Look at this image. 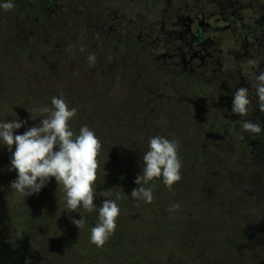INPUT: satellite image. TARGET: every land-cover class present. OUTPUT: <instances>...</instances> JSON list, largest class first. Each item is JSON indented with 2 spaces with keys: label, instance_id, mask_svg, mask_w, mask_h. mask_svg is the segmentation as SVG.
<instances>
[{
  "label": "rangeland",
  "instance_id": "rangeland-1",
  "mask_svg": "<svg viewBox=\"0 0 264 264\" xmlns=\"http://www.w3.org/2000/svg\"><path fill=\"white\" fill-rule=\"evenodd\" d=\"M34 1L16 0L15 8L17 9L16 15L17 12H25L28 18L34 21V26H36V23L43 24L47 16L50 18V23L53 24L62 21L64 16H70V13H65L66 9H63V6L66 5L81 6V13L76 11V16L80 19L84 13L90 10L87 5L93 0H42L38 4H34ZM94 1L98 2L95 8H99L97 7L100 3L99 1L105 3L103 6H107L110 0ZM54 5L58 6L56 10L49 8ZM41 6H49L47 8L48 13L42 12L40 10ZM111 8L122 11L120 2H112ZM99 9H101V6ZM101 11L104 12L103 9ZM5 16L7 17L6 12L0 10V25L4 23L3 17ZM67 23L70 27L73 24L70 19H67ZM20 28H10L8 31H4L0 26V65L5 72L4 74L0 73V95L2 96L0 99L2 102L0 105V120L15 119L17 117L28 119L29 113H32L33 108L43 106L44 95L42 91H39L42 87L46 88L47 91L48 88H51L52 93L48 95L50 98L51 96L60 94V87H65L68 90L67 95H64L66 100L75 98L78 95V92L73 93L76 86L84 88L91 84L83 83L80 79L84 78L85 74L86 78L90 79L87 73L96 70L88 65L87 56L89 53H81L82 45L75 41L77 45H80L81 56L88 65L86 68H82L76 64L80 61L78 55L73 59H68L67 67H60L54 58H50V60L56 63V66L50 68L51 70L49 69V73L44 79L41 78V73H38L36 71L38 68L35 67L29 71L33 80L37 79L33 83L34 86L27 87V85L21 83L14 87L10 83H13L18 66L16 68L14 64H11L9 67L7 64L3 65L1 63L2 60L6 59L3 40L8 35L15 37L17 33L19 34ZM42 28L49 31V37L46 34L44 38L46 44H48V39H57L59 45L62 46L64 40L67 39L69 41L73 38V28H70L69 31L61 30L60 32H55L54 36V32L50 26L46 25ZM77 38L82 43L83 36L80 29H78ZM42 48L46 51V53L43 52L44 56H51L53 51H55V47L52 44L42 46ZM36 51L37 49L34 50V52ZM40 54L38 53V56ZM17 61L19 64L24 62L19 57ZM102 69L98 68L99 71ZM96 77L98 78V76ZM86 78L85 80L87 81ZM138 83L139 86H133V83L129 82L126 89L122 86L119 88L110 87L107 83L102 82L103 87L99 90L100 96H98V100L100 101L102 96L104 98L99 103L97 109L91 110L94 105L90 102L88 104L86 119L83 123L93 128L103 143L101 155L98 157L100 165L105 167V162L112 160L114 153L117 154V151L124 148L120 144L125 145L127 142L122 134L118 138L114 134L110 135L111 131L108 128L112 124V118L109 115L111 114L112 105H115L114 98L116 95L128 96L133 91H137L142 102L148 104V107L151 109H153V106H156L154 97L158 96L156 98L162 99L161 103H158L156 106L159 108L158 113L151 118L152 123L157 126V130H154L153 133L155 135L167 136L169 139H178L180 146L185 148L187 158L189 160L194 158L198 162L185 166L181 181L176 183L171 189L167 188L159 180L153 182L151 186L154 190L155 199L151 204H145L142 201L138 202L130 196L131 191L138 187L134 183V179L143 167V160H140L134 170L130 171L126 183L113 178L110 181L111 185L108 189L113 195L108 198H115L116 193H119L122 197L120 199L121 214L118 218L117 228L126 229V232L136 236L134 250L142 255V257L152 258L155 252L156 256L162 258L164 261L172 258L176 262L178 259L175 258L174 254L178 255L181 251V248L177 247L176 244L188 247L193 243V262L191 264H264V243L262 240L260 239L255 242L254 246H250L248 243V233L244 230H241L242 232L239 233L236 232L240 224V229L247 228L252 221H257L256 224L264 225V210H256L264 206L263 202H256V200H260L264 196V158L256 160L255 158L242 157L237 154L234 159L229 160L220 157L219 154H217L218 156L215 154L220 149L219 144L228 145V139L237 134L239 130H234V126L243 130L241 118L234 121L224 120V126L220 131H217L216 128L219 127V124L215 119H212L210 114L198 112L192 106L179 104V101V103H175V99L174 101L169 100L168 98H175L171 87H166L163 90L161 83L157 84L151 80L147 83L144 81ZM177 87L178 85L175 88ZM70 92L73 94L68 96ZM183 94L188 97L190 96V93L186 89L177 93V98H180ZM15 97L20 100L16 108L12 110L7 104L13 103ZM32 114L34 115V113ZM115 116L119 118L117 114ZM38 122L39 119L36 121L29 120L28 126H32ZM21 129L23 131L26 130L24 128ZM147 141L148 137L144 138L141 143L142 146H147ZM197 149H199L198 153L192 156L191 151ZM9 158L10 153L7 152V149L0 148V197L5 204V211H2V204L0 202V228H5L3 220L5 212L8 215L6 218L10 226H17L23 211L27 212L28 210V220L33 219L36 225L37 220L35 215L40 214L39 218L42 220L43 213L46 211V218L50 221L44 224L42 231L38 232L36 241L42 243L40 240H46L52 247L59 249L58 245L52 242L54 240L52 239L54 237L53 234L47 233V231L50 227H53L58 232H62L64 231V227H70L71 222L65 215L63 206L56 205L58 199L59 201L63 199V192L53 178L39 195H33L24 199L14 194L9 188V184L15 179L16 173L8 171L10 166ZM214 167L218 168L219 172H215L214 177H212L209 175V172L214 170ZM197 174H202V176L198 177ZM196 176L198 180L196 188L186 190L184 182L195 180ZM209 180L217 182H224L226 180V183L220 188L217 185L215 189L210 186H206L205 188L204 182ZM97 197L94 203L99 206L105 197L103 194H97ZM219 197L224 202L228 201L231 204H234L236 201L238 202L227 208L221 205L222 201L218 199ZM174 203L180 205L179 209L169 212L168 209ZM246 211H249L248 214H241V212L246 213ZM172 217L177 219L179 223L177 224L175 221H172ZM170 222L172 231L167 226ZM60 225H64V227L60 228ZM18 227L19 232L10 235L9 240L12 241L13 245H18L15 255L16 259L14 260H17L21 264L20 258H22L23 253L20 251L19 246L22 244V238L29 234L28 232L33 228V225L23 219ZM193 227H195L197 232H193ZM257 228H260L259 225H257ZM162 234L165 236H162ZM161 236L162 241H168L167 245L162 246L160 244ZM5 239L7 241L8 237ZM1 248L3 249V245H1ZM70 250L67 248L57 251V254L54 256L55 259L57 258V264H74L73 260H77V258L74 254L70 253ZM31 251L34 252L33 249H26V252ZM2 252L0 251V257L7 258L6 254ZM45 253H48V251ZM225 255L233 257L227 259ZM54 258H43L39 252H36L32 260L34 264H49L51 263L49 260L53 261ZM101 259H106L107 263L110 261V257L107 254H104ZM11 262L7 260L4 264H15ZM100 262L106 264L102 260ZM25 263L28 262L23 260V264Z\"/></svg>",
  "mask_w": 264,
  "mask_h": 264
},
{
  "label": "trees",
  "instance_id": "trees-1",
  "mask_svg": "<svg viewBox=\"0 0 264 264\" xmlns=\"http://www.w3.org/2000/svg\"><path fill=\"white\" fill-rule=\"evenodd\" d=\"M42 2V0H35L34 4H38ZM100 3L97 5V7L104 10V12L101 11L99 8H95L97 1L90 2L87 7L90 9L86 13H84L83 17L79 19L75 18L73 20V24L76 25L81 30L82 43L77 38V34H72V39L69 41L64 40L62 42V46L59 45L57 39L52 40L48 39V44L44 42L45 35L47 34L49 37V31L47 29H43L42 27L48 25L53 30V36L56 34L55 32H60L61 30L69 31L72 26H68L67 19L73 18L76 16V11L81 13V6L74 7L72 5H66L63 6V9L66 12L70 13V16H64L62 21L56 22L55 24L50 23V18L47 16L43 24L36 23L34 26V21L28 18V15L25 12H17V9L10 12H6L7 17H3L4 23H2L0 26L3 28L4 31H8L10 28L16 29L21 27L19 29V34L15 37L13 36H6V39L3 40L4 45V51L6 59L2 60L1 63L3 65L7 64V66L10 67L11 64H14L18 71L16 72V75L14 76V80L12 84L14 87L17 84L24 83L27 85V87L34 86L33 83L37 80H33L32 76L30 75L29 71L33 70L35 67L38 69V73H41V78L44 79L45 76L49 73L50 68H54L56 66V63L53 60H50V58H54L57 62V65L60 67H67L68 66V59H73L75 56L78 55V52H80V45H77V49H75V41H77L79 44L82 45L81 48L84 49V51L81 53H95L97 54L98 51H107L108 46L107 44L98 45V36L99 38L103 37L105 32L103 33H97L94 28L95 23V17L97 15L100 16L102 22L105 20L107 21L108 18L106 17V7L110 6L111 0L108 2L107 6H103L105 4L104 2L99 1ZM100 5V6H99ZM49 6L40 7V10L42 12H47V8ZM50 9L56 10L58 8L57 5H54L53 7H49ZM100 10V11H99ZM48 13V12H47ZM67 18V19H66ZM13 21V22H12ZM96 32V33H95ZM52 33V32H51ZM52 37V36H51ZM91 39V41H90ZM132 39V36H131ZM135 39V38H133ZM39 40V41H38ZM133 42V40H131ZM118 43L116 40L112 41V45ZM52 44L55 47V51L48 56H44L43 52L46 53L45 49L42 48V46H46ZM11 47V49H9ZM37 49L36 52L34 50ZM111 51L108 50V53ZM38 53L40 54L38 56ZM118 56H121L118 54ZM21 60L23 59L24 62L19 64L17 59ZM108 59H111L109 55H107ZM108 65L113 66L112 69H114L113 75L105 78L103 82L107 83L110 87L119 88L124 87L127 89L129 82L133 83L134 85H138L140 81V75L142 74V71L140 70L139 66L137 65V62L133 60L130 57H125L121 59V61H109L105 60ZM151 60H148L147 64H150ZM114 62V63H113ZM77 65H80L82 68H86L88 65L82 59L79 63H76ZM150 66V65H149ZM51 70V69H50ZM153 68L150 66L146 69V72L152 73ZM0 73L4 74L1 65H0ZM86 74L84 75V78L80 79L83 83H91L87 85L84 88H81L82 86H76L73 91L78 92V95L71 99L67 100L69 105L71 107L78 108V118L73 122V127L75 130L78 131L80 125L84 124L83 121L86 119V112L88 111V104L89 102L93 104V108L91 110L97 109L99 103L104 98L102 96L100 98V101L98 100V96H100V91L103 87L101 81H86ZM5 85V84H4ZM3 85V86H4ZM139 86V85H138ZM12 87V88H14ZM39 91L43 92L44 98H43V106L50 104V95L52 93L51 88H48V91L46 88L42 87L39 89ZM38 91V92H39ZM136 92V94H134ZM63 93V95H67L68 90L65 87H60V94ZM72 93V94H73ZM71 92L68 94V96L72 95ZM13 95V93H12ZM106 96V95H105ZM52 97V96H51ZM2 96L0 95V99ZM115 99V105L113 104L111 107V116L112 118V124L109 126L108 130L111 131L110 135L113 134L115 136H118L122 134L126 139V144L122 145L124 147L123 149H120L117 151V154L114 153L113 159L109 160L108 162H105V167L100 165L99 173H98V189L97 194H103L105 190H108L113 178H117L122 183H126L128 181V175L130 171H133L136 165L140 160H142L144 152L147 150V146H142V141L144 138H149L151 136H154L153 133L154 130H157V126H155L152 123V116L156 115L159 111V108L156 107L159 102L155 101V105L153 106V109L148 107V104H145L142 102V99L139 98L138 92L133 91L130 92L128 96L123 95H116ZM20 99H17L15 97V100L13 103L7 104L12 110H14L17 106V103ZM2 102L0 101V105ZM1 110V107H0ZM119 116V119L117 116ZM35 115V113H34ZM218 122L219 127L216 128L217 131H219L224 126V120L225 119H216ZM231 121V120H227ZM114 124V126H113ZM25 129V128H24ZM107 130V131H108ZM18 132H22V129L17 130ZM263 136V135H262ZM257 138H260L261 136H256ZM264 137V136H263ZM250 139L252 137L248 135H244L243 138L239 131L235 136L231 137V139H228V145L227 144H219L220 149L216 151L217 154L220 155V157L226 158V159H234L237 154L242 157H249V158H255L256 160H259L260 158H264V148L259 151V147L255 150V153H253V149L251 148V145L249 143ZM236 145V147H235ZM199 149L195 151H191L192 156H195L198 153ZM258 153V154H257ZM180 158L183 162L182 167V173L185 166H189L193 163L198 162L196 159L189 160L187 158V155L185 153V148L180 146L179 150ZM215 172H219V169L214 167V170H211L209 172V175L214 177ZM198 177H201L202 174H197ZM197 176L195 177V180H191L189 182H184V187L186 190L195 189L198 180ZM226 183V180L224 182H217V181H205V188L206 186L213 187L215 189L216 185L220 188ZM222 201L221 205L227 208L231 207L232 205L236 204L238 201H236L234 204H231L230 202H224L220 197L218 198ZM0 202L2 204V211H5V204L3 203L1 197ZM256 202H263L264 203V196L260 200H256ZM119 205H121L120 200L118 201ZM56 205H62L65 211V215L70 219V217H76L78 219L79 215L78 213H68L65 210L64 207V199L57 200ZM255 210V209H254ZM256 210H264V206L256 209ZM249 211H246V213L241 212L242 215L248 214ZM4 213V212H3ZM22 217L19 220L17 226H10V223L8 222L7 218L8 215L6 212L4 213L5 218L3 219L5 222V228H0V251H3V254H6V257H0V264H4L7 260L8 262L12 261L11 263L19 264V262L16 259V250H18V245H13L12 241L9 240V236L13 235L15 233L19 232V225L21 224L22 220H27L29 223L33 225V228L28 232L29 234L27 236H24L22 238V244L19 246L20 251L23 253L21 260V264H23V260H25L28 263L25 264H34L32 257H35L36 252L40 253V256L45 258L48 257L49 259L51 257L54 258V256L57 254V251H62L64 249H71L70 253L74 254L77 260H73L74 264H102L100 261L102 260L106 264H191L193 262V250H194V244L191 243L188 247L180 246L176 244L177 247L181 248V251L178 255L174 256L178 260L174 262V260L166 259L164 261L162 258L157 257L156 253L154 252V256L152 258L148 257H142L138 252L134 250L135 243H136V236H134L132 233H128L125 230L126 229H118L113 237L110 238V240L105 244L103 248H97L95 245L90 243V228L86 227L85 230H79L71 223L70 227H64V225H60L61 227H64V231L58 232L53 227H50L47 231V233L53 234L54 239L52 242L56 243L59 247L54 248L52 247L46 240H40L42 243H39V241H36L37 234L39 231H42L44 224L49 222L46 218V211L43 213L42 220L39 218L40 214H36L35 218L37 220V225L34 223L33 219H29L28 217V210L23 211ZM82 215H85L88 219L89 226H94L96 223L98 216L96 212L93 213H84L81 212ZM224 215V214H223ZM20 216V215H19ZM173 220L177 224L179 221L177 219ZM171 221V222H172ZM53 222V221H52ZM171 222L167 225L169 230H171ZM257 221H252L251 224L245 228L240 229V225L237 228L236 232H242L241 230H244L248 233L249 239L248 243L250 246H254L255 242L259 241L260 239L264 243V225L256 224ZM264 223V220H263ZM257 225H259L260 228H257ZM71 232V233H70ZM193 232H197L195 227H193ZM75 237H73V236ZM162 236H165L162 234ZM161 241L160 244L162 246L167 245V242ZM6 237H8L6 241ZM71 237V238H69ZM252 239V240H251ZM1 245H3V249L1 248ZM264 247V244H263ZM26 249H33L34 252H26ZM35 249V250H34ZM48 253H45L47 252ZM104 254L109 255L110 261L109 263L106 262V259H101ZM96 256V257H95ZM227 259H230L231 255H225ZM138 258V259H136ZM51 263L49 264H57V258L53 261L49 260Z\"/></svg>",
  "mask_w": 264,
  "mask_h": 264
},
{
  "label": "flooded vegetation",
  "instance_id": "flooded-vegetation-1",
  "mask_svg": "<svg viewBox=\"0 0 264 264\" xmlns=\"http://www.w3.org/2000/svg\"><path fill=\"white\" fill-rule=\"evenodd\" d=\"M112 2H120L122 11L112 9ZM106 17L103 22L95 17L93 29L105 32L101 38L96 36L98 45L107 44L111 52L97 50L96 70L87 73V81L103 82L113 75V66L105 60L130 57L142 71L139 82L161 83L163 90L171 87L175 98L169 100L192 106L212 119H240L231 111L232 94L238 87H249L248 119L264 121L253 89V73L264 70V0H111ZM72 28L78 34L79 28L74 24ZM113 40L118 43L112 45ZM78 56L81 61L80 52ZM250 59L259 62V69L249 68ZM148 60L152 73L146 72ZM186 89L190 96L177 98ZM234 130L243 131L236 126ZM260 136L249 141L254 154L258 147L264 148V135Z\"/></svg>",
  "mask_w": 264,
  "mask_h": 264
},
{
  "label": "clouds",
  "instance_id": "clouds-1",
  "mask_svg": "<svg viewBox=\"0 0 264 264\" xmlns=\"http://www.w3.org/2000/svg\"><path fill=\"white\" fill-rule=\"evenodd\" d=\"M16 7V0H0V10L10 12ZM83 52L84 49L81 48ZM89 67L97 62L95 53L87 56ZM249 68L259 69V62L250 59ZM256 109L264 117V70L253 73ZM252 106V89L238 87L232 94L231 111L241 118L243 138L246 133L252 138L264 135V121L248 119ZM29 113V112H28ZM32 113H35L33 115ZM28 119L0 120V148L10 153L8 171L16 173L9 188L26 199L39 193L55 179L63 192L64 207L68 213H78L79 218L70 217V222L79 230L90 228V243L103 248L117 231L122 199L115 198L105 190L104 199L98 206V170L103 143L95 130L87 124L80 125L78 131L73 122L78 118V108L71 107L63 93L52 96L50 104L33 108ZM39 122L28 126L29 120ZM25 128L22 133L17 130ZM14 146V147H13ZM180 142L176 138L154 135L148 138L147 150L142 160L143 167L134 179L138 187L130 196L136 201L151 204L155 199L151 184L157 180L171 189L182 179L183 162L179 155ZM180 205L174 203L168 209L174 212ZM84 213L96 212L98 219L89 226Z\"/></svg>",
  "mask_w": 264,
  "mask_h": 264
}]
</instances>
